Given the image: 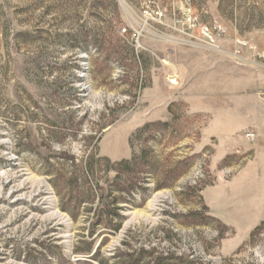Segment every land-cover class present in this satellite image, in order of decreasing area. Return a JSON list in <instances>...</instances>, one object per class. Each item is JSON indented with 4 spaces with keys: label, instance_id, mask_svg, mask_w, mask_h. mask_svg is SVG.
Here are the masks:
<instances>
[{
    "label": "rangeland",
    "instance_id": "obj_1",
    "mask_svg": "<svg viewBox=\"0 0 264 264\" xmlns=\"http://www.w3.org/2000/svg\"><path fill=\"white\" fill-rule=\"evenodd\" d=\"M263 94L264 0H0V264H264Z\"/></svg>",
    "mask_w": 264,
    "mask_h": 264
},
{
    "label": "crops",
    "instance_id": "obj_2",
    "mask_svg": "<svg viewBox=\"0 0 264 264\" xmlns=\"http://www.w3.org/2000/svg\"><path fill=\"white\" fill-rule=\"evenodd\" d=\"M206 194H207L206 195L207 197L204 196L205 201L207 202L208 206L211 209L212 217L220 221L223 225H226V226L227 225H260L264 221V217L262 215L257 217L255 220H252L249 216L252 213V207L249 202V198L252 197V194H250V192L246 193V195L248 196L247 197L248 201L245 203V205L241 209L242 216L237 219L238 224H235V222L233 221V218H231L228 215L229 211L234 212V208H235L234 206H231V207L228 206L227 209H225L226 207H224V205L222 204V195L219 192L215 193L214 200L212 202L208 199L209 197L208 192ZM259 194L261 195V196L258 195V197H261L260 208L261 210H263L264 181H262V189H261V193ZM251 232H252V228L247 230L248 234H250Z\"/></svg>",
    "mask_w": 264,
    "mask_h": 264
},
{
    "label": "built area",
    "instance_id": "obj_3",
    "mask_svg": "<svg viewBox=\"0 0 264 264\" xmlns=\"http://www.w3.org/2000/svg\"><path fill=\"white\" fill-rule=\"evenodd\" d=\"M159 15H160V13H156V16H159ZM171 83L173 84L174 81L171 80ZM261 101L264 102V94L261 96ZM245 138L248 141H250V142H254L256 140V138H257V135L254 132H248V133L245 134ZM198 175H199L198 176L199 178H203L204 177V175H202L201 172H199Z\"/></svg>",
    "mask_w": 264,
    "mask_h": 264
},
{
    "label": "trees",
    "instance_id": "obj_4",
    "mask_svg": "<svg viewBox=\"0 0 264 264\" xmlns=\"http://www.w3.org/2000/svg\"><path fill=\"white\" fill-rule=\"evenodd\" d=\"M131 162L130 161H123V162H121L120 163V166H121V169H122V173H125L129 168H130V166H131ZM91 251V250H90ZM174 258V256H172L171 257V259H173ZM163 258H160V261L162 260ZM180 260V259H179ZM159 263H161V262H159ZM158 263V264H159Z\"/></svg>",
    "mask_w": 264,
    "mask_h": 264
}]
</instances>
